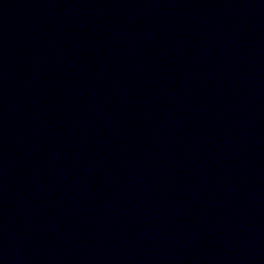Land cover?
<instances>
[{
	"label": "water",
	"instance_id": "obj_1",
	"mask_svg": "<svg viewBox=\"0 0 264 264\" xmlns=\"http://www.w3.org/2000/svg\"><path fill=\"white\" fill-rule=\"evenodd\" d=\"M0 264H264V0H0Z\"/></svg>",
	"mask_w": 264,
	"mask_h": 264
}]
</instances>
